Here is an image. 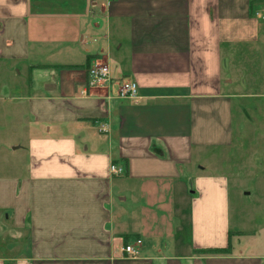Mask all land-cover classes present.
Returning <instances> with one entry per match:
<instances>
[{
	"label": "crops",
	"instance_id": "obj_1",
	"mask_svg": "<svg viewBox=\"0 0 264 264\" xmlns=\"http://www.w3.org/2000/svg\"><path fill=\"white\" fill-rule=\"evenodd\" d=\"M0 101V264H264V0H0Z\"/></svg>",
	"mask_w": 264,
	"mask_h": 264
},
{
	"label": "built area",
	"instance_id": "obj_2",
	"mask_svg": "<svg viewBox=\"0 0 264 264\" xmlns=\"http://www.w3.org/2000/svg\"><path fill=\"white\" fill-rule=\"evenodd\" d=\"M88 81L87 84L89 86H108L112 85V81L115 83V91L114 95L118 98H126L131 101L136 102L138 99L137 86L134 81L122 79V80H112L109 67L105 63L97 62L91 64L87 68ZM100 129H103L100 126ZM109 172L114 174H119L121 172V167L110 164ZM141 243L140 239H135L130 243H125L120 245L117 250L119 255L126 257H135L138 255V247Z\"/></svg>",
	"mask_w": 264,
	"mask_h": 264
},
{
	"label": "rangeland",
	"instance_id": "obj_3",
	"mask_svg": "<svg viewBox=\"0 0 264 264\" xmlns=\"http://www.w3.org/2000/svg\"><path fill=\"white\" fill-rule=\"evenodd\" d=\"M3 109L9 110V105L7 102L0 101V112H3ZM18 118L14 117H8L6 115L0 114V175H10L13 173L14 169H12L11 164L13 162H16V157L10 153V146L6 142L11 140L15 137V135L18 132V124L17 123ZM21 124V123H20ZM3 128V129H2ZM241 188H239L241 191H246L250 189L251 195L250 198H256V194L252 188H246L245 185H247L246 181H241ZM231 194L235 193L236 191L231 189Z\"/></svg>",
	"mask_w": 264,
	"mask_h": 264
}]
</instances>
